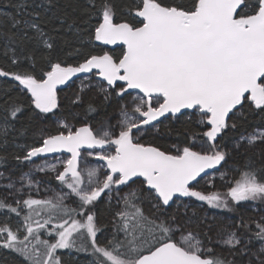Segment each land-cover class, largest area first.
Returning <instances> with one entry per match:
<instances>
[{
    "label": "snow or ice",
    "instance_id": "6c2138e0",
    "mask_svg": "<svg viewBox=\"0 0 264 264\" xmlns=\"http://www.w3.org/2000/svg\"><path fill=\"white\" fill-rule=\"evenodd\" d=\"M12 7L0 29V148L31 132L12 158L33 168L20 187L10 176L0 186V250L20 264H65V249L90 253L88 264H264V0ZM58 153L70 156L47 163ZM217 176L223 191L202 189ZM53 180L70 192L34 198Z\"/></svg>",
    "mask_w": 264,
    "mask_h": 264
},
{
    "label": "rangeland",
    "instance_id": "374dc122",
    "mask_svg": "<svg viewBox=\"0 0 264 264\" xmlns=\"http://www.w3.org/2000/svg\"><path fill=\"white\" fill-rule=\"evenodd\" d=\"M79 84V80H76L75 84H73V88L76 87V85ZM64 91L65 92H70L71 90L68 89V88H64ZM63 94V93H62ZM168 144H171V143H177V139L175 137H172L170 138L168 141H167ZM69 157V155H66V154H59L57 156H51V157H48L46 158L47 159V163H56L57 162V159L59 158H63V159H67ZM91 159V158H90ZM35 163L36 164H42L44 163V159L41 158V159H34ZM97 162L95 160H92V164L95 165ZM33 168V165L27 161H25V165L24 166H21L20 169H18L16 166H12V165H4V166H0V172H3L5 175L4 177H0V186L8 183V177L10 176L11 179L13 181H15L16 183V187H20V184L22 183L20 181V176L23 175L24 173H27L29 172L30 169ZM48 175H52L54 176L55 174L54 173H49ZM238 178V177H237ZM33 179L35 180H47V175L45 173H41V172H33ZM229 179H231V177H229ZM26 183V182H24ZM214 184L216 185V187H205L204 186V181H201V187L203 190L205 191H216V190H220V191H223L224 188L221 187V185L223 184L222 181L219 180L218 176H217V179L214 181ZM59 185V182L58 181H50L48 183H41L40 186H39V191H36V190H33L32 191V195L34 196V198L36 199H43L45 197H48V196H52L53 195V192L52 191H45V188L47 187H51L53 189H55L56 192H70L69 189H67L66 187L61 189L60 187H58ZM6 194L3 190L2 187H0V195H4ZM26 198V197H25ZM75 199L74 197H72L71 195L68 197V199L65 201V203L69 204L70 206L72 207H75V204L72 203V200ZM105 199L106 198H102L98 203V206L96 207V211L98 213V216H99V219L102 221V222H107L109 217H110V213L107 212V208H106V205H105ZM204 211H207V213L209 215H212L214 213H220V214H223L221 210H213V209H208L207 205H204V208L201 210V214H203ZM17 217L13 214L10 218V223L15 226L16 224V221H17ZM108 231H111V228H109ZM44 238H47V237H44ZM98 238L99 239H103L102 236H100V234H98ZM63 255L67 256L68 258L70 257H73L74 259H79V256L76 255L75 253H73V250H59ZM90 259L89 258H86L83 259L82 261L83 262H86V264H88V261Z\"/></svg>",
    "mask_w": 264,
    "mask_h": 264
},
{
    "label": "trees",
    "instance_id": "16d2710c",
    "mask_svg": "<svg viewBox=\"0 0 264 264\" xmlns=\"http://www.w3.org/2000/svg\"><path fill=\"white\" fill-rule=\"evenodd\" d=\"M67 0H60L61 5H63L64 3H66ZM16 3V0H0V29L6 30L8 28V24L4 18V14L5 13H11L16 15V9L14 7H12V5H14ZM29 3H32V0H29ZM34 7V5H33ZM33 8H29L28 11H32ZM39 10V9H37ZM18 18H24L27 19V14L26 13H21L18 15ZM56 23H59L58 21ZM68 39L70 41V43H75L74 38H73V34L71 32L67 33ZM2 43V42H0ZM105 50H111L114 51L116 53H119L121 51L120 47H115V48H105ZM3 61L0 60V64H2ZM3 79V78H0ZM15 95V93H14ZM29 115L28 112H25L24 117H21L20 121L17 122L16 127L22 128L24 126V124L26 123V117ZM14 138L15 142L12 143V139ZM176 138V137H175ZM177 139V138H176ZM10 142L9 144L4 147V148H0V155H8V161L5 164H0V166H4V165H12V166H16L18 169H20L21 166L25 165V162L23 163H19L17 162L15 159H13L12 157H14V155H23L24 153V149L18 146H23V145H29L33 142V138L31 135V132H29L27 135L24 136H17L15 134H13L12 137L9 138ZM99 204V203H98ZM98 204L96 205V207L98 206ZM73 253H75L76 255L79 256V259H74L73 257L68 258L67 256L63 255L65 258V264H86V262H83L82 260L86 258L91 259V255L90 253H85V252H81V253H77L74 249H73ZM21 262V258L19 256H17L14 253H9L6 250H0V264H20Z\"/></svg>",
    "mask_w": 264,
    "mask_h": 264
},
{
    "label": "water",
    "instance_id": "95a60500",
    "mask_svg": "<svg viewBox=\"0 0 264 264\" xmlns=\"http://www.w3.org/2000/svg\"><path fill=\"white\" fill-rule=\"evenodd\" d=\"M114 47H117V46H107V48H114ZM61 87H63V86H61ZM63 154H66V155L70 156V154H68V153H63ZM57 155H59V153L58 154H48L47 158L51 157V156H57ZM34 159H36V158H34Z\"/></svg>",
    "mask_w": 264,
    "mask_h": 264
},
{
    "label": "flooded vegetation",
    "instance_id": "af4514ba",
    "mask_svg": "<svg viewBox=\"0 0 264 264\" xmlns=\"http://www.w3.org/2000/svg\"><path fill=\"white\" fill-rule=\"evenodd\" d=\"M117 47H119V46H117ZM115 48V47H114Z\"/></svg>",
    "mask_w": 264,
    "mask_h": 264
}]
</instances>
